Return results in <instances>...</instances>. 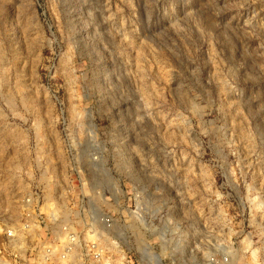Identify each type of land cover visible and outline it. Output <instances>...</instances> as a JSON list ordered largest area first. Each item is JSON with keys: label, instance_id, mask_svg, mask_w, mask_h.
I'll use <instances>...</instances> for the list:
<instances>
[{"label": "rangeland", "instance_id": "obj_1", "mask_svg": "<svg viewBox=\"0 0 264 264\" xmlns=\"http://www.w3.org/2000/svg\"><path fill=\"white\" fill-rule=\"evenodd\" d=\"M34 192L3 264H264V0H0L3 234Z\"/></svg>", "mask_w": 264, "mask_h": 264}, {"label": "built area", "instance_id": "obj_2", "mask_svg": "<svg viewBox=\"0 0 264 264\" xmlns=\"http://www.w3.org/2000/svg\"><path fill=\"white\" fill-rule=\"evenodd\" d=\"M39 194L36 192L30 193L26 198L21 201V213L26 222L20 223L19 228L12 227L6 229L3 234V226L0 219V264H3L2 259V239L3 237L8 241H15L17 237L21 234H28L34 230L32 221L27 222V220L32 219L35 216L34 204L39 202ZM103 224L107 226L108 221L103 220ZM63 237L59 245L56 243H47L45 241L39 240V242L33 246V250L40 253V261L36 264H77L79 248V235L78 233H73L68 227L62 228ZM21 240V239H20ZM19 241V238H18ZM88 252L90 259L94 262H99L102 257V251L96 241L88 243ZM56 260H53V259Z\"/></svg>", "mask_w": 264, "mask_h": 264}, {"label": "bare ground", "instance_id": "obj_3", "mask_svg": "<svg viewBox=\"0 0 264 264\" xmlns=\"http://www.w3.org/2000/svg\"><path fill=\"white\" fill-rule=\"evenodd\" d=\"M10 180V179H9ZM44 180V179H43ZM46 181H47V179H46ZM47 185V184H46ZM9 200V199H8ZM10 206V205H9ZM4 210V209H3ZM54 212V211H53ZM100 262V261H99ZM99 262H97V263H99Z\"/></svg>", "mask_w": 264, "mask_h": 264}]
</instances>
